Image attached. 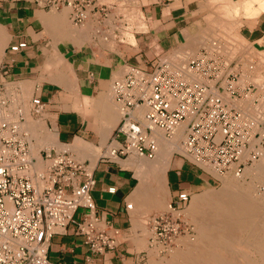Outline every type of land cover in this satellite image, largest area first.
<instances>
[{
	"label": "built area",
	"instance_id": "obj_1",
	"mask_svg": "<svg viewBox=\"0 0 264 264\" xmlns=\"http://www.w3.org/2000/svg\"><path fill=\"white\" fill-rule=\"evenodd\" d=\"M32 2L41 11L66 10L73 26L92 21L96 25L93 43L102 44L111 37L124 43L121 32L132 31L130 14L110 12L112 0ZM25 47L19 42L8 50ZM233 66L234 62L201 49L182 66L157 58L150 69L124 67L121 77L109 85L120 117L99 158L114 163L130 157L150 160L157 151L156 135L170 139L184 123L180 151L173 154L212 178L226 172L240 175L264 150V110L236 104L255 88L233 85L239 76ZM30 105L32 114L42 113L37 97ZM21 121L0 122V264H50L46 257L50 239L67 233L80 238L91 255L118 251L124 237L95 210L90 167L65 145L43 148L32 157L31 140L21 129ZM106 190L113 194L114 187ZM190 196L178 192L166 211L145 219L148 248L159 247L160 252L182 234L191 237L182 214ZM130 207V203L125 205Z\"/></svg>",
	"mask_w": 264,
	"mask_h": 264
},
{
	"label": "crops",
	"instance_id": "obj_2",
	"mask_svg": "<svg viewBox=\"0 0 264 264\" xmlns=\"http://www.w3.org/2000/svg\"><path fill=\"white\" fill-rule=\"evenodd\" d=\"M216 1L113 0L110 12L121 10L137 16L131 19V33L121 32L129 44L115 42V45L112 37L102 44L93 43L96 25L85 21L73 26L64 9L48 12L37 9L32 0H0V122L22 120L23 130L30 133L26 132L30 135L32 157L43 148L65 145L86 163L94 179L91 198L95 210L119 228L124 237L118 251L98 257L87 253L78 237L69 233L53 236L46 253L50 264H124V257L134 252L129 250L137 248L136 241L133 247L129 238L134 232L139 236L140 216L145 215L144 210L148 211L153 200L152 186L159 179L155 176L160 173L139 170L134 157L120 163L99 158L120 117L119 107L108 100L112 99L109 85L112 79L121 77L126 66L150 69L157 58L184 47L188 36L193 37L217 18L227 21L232 9L247 0ZM257 2L253 0L252 6H258ZM226 4L227 8L231 4L234 8L230 6L227 10ZM196 10L207 11L208 15L204 27L193 31L191 17ZM237 19L240 27H245L246 39L264 38V10ZM19 42L26 47L17 52L8 50ZM35 97L43 104L39 116L31 112L30 101ZM108 102L111 107H106ZM165 170L161 174L165 177L160 180L165 186L166 202L181 191L199 193L213 181L178 156L170 158ZM108 187H114L113 194L107 193ZM129 203L131 207L126 209Z\"/></svg>",
	"mask_w": 264,
	"mask_h": 264
},
{
	"label": "bare ground",
	"instance_id": "obj_3",
	"mask_svg": "<svg viewBox=\"0 0 264 264\" xmlns=\"http://www.w3.org/2000/svg\"><path fill=\"white\" fill-rule=\"evenodd\" d=\"M218 1L219 0H217L216 2H218ZM220 3H222V2H220ZM252 5H253V0H247L243 5H241L239 7L235 6V8H234L233 4L229 5V7L233 6L232 8H234V9H232L233 10L232 11L233 16L230 14L232 17L230 16L228 18L227 15H225L226 19L228 18L227 21L225 20V18L223 20H221L222 18L221 19L217 18L215 20V22L213 23V26H211V27H213L215 29L216 27L219 26L218 29H220V30H221L220 27H222L223 32H224V30H226V28H228V27L230 29L228 28L226 31L234 30V27H232L234 24V26L236 25L235 26L236 31H239V28H240L239 24L240 23L235 21V19L237 17H239V16L241 17V15H243V16H255L264 10V0H261L259 2V5L256 6L257 8L253 7ZM227 6H228V4H226V7L224 5L225 8H227ZM221 8L224 9L223 5ZM228 8H227V10H228ZM51 11H54V10H51ZM48 12H50V11H48ZM229 12H231V11H229ZM229 12H226V14L228 13V16H229ZM216 13H219V11ZM222 14H221V16H222ZM223 17H224V15H223ZM237 21H238V19H237ZM233 22H235V23H233ZM209 30L212 31L211 28ZM234 33H235V31H233V33H232L233 36L236 35ZM229 34H230V32H229ZM197 35H198V37H196V39H195V36H193V39H189V36H188V39H189L188 42L189 43L186 42L185 41L186 39H185L184 41L186 43L184 42L185 45L183 44L185 46V48L184 47L183 48L188 50V51L195 49V48H198L203 43L202 40H206L205 37L207 36V33L204 30L201 31L200 34L198 33ZM208 35H209L208 37L212 38V36H210L211 34H208ZM190 37H192V36H190ZM227 38H228V36H227ZM228 39H230V37ZM242 41H243V39H242ZM203 44H205V43H203ZM227 44H228V42L226 41V44L222 45L223 50H225V49H228L229 51L232 50L233 48L232 49L230 48V44L228 45L229 47L227 46ZM222 46L220 48V45L217 42H212L210 45H207L204 47L201 46L202 48H200V50L204 49L208 53H215V54L221 56L224 60H226L228 62V60L224 57L225 54L224 55L222 54ZM263 48H264V46H263ZM178 51H180V50H178ZM178 51L176 53H178ZM181 51H183V49H181ZM199 51L195 55H197L199 53ZM186 52L187 51H183V53H186ZM193 52H195V51H193ZM235 52H236V50H235ZM181 53L182 52H180L178 54L182 55ZM178 54L177 55L175 54V56L172 58V59L175 58L177 63L174 65L170 62L173 66H180V65L182 66L187 61H189L191 57L195 56V55L187 54L186 57H180V55H178ZM249 55H250V53H249ZM172 59H171V61L173 62ZM247 59H248V57H247ZM263 60L264 59H262L260 61V62H262V64L258 65V67L255 68V70H256L255 74L256 75L254 76L255 78H253L254 82H255L254 85L257 84L256 82L259 83V81H258L259 79L261 80V78H259V79L257 78V76L259 77L258 72L261 70H263V71H261V73L264 72ZM230 62H233V61H230ZM244 67H242V68H244ZM258 69H259V71H258ZM233 70L234 71L236 70L235 67H233ZM245 70H246V68H245ZM243 74H241L240 79L238 76L237 81L234 82L233 85H235L236 87L242 88V87L246 86L247 84H249L246 82H248V80H250L249 79V78H251L250 75H245V74L243 75ZM252 81L253 80H250V82H252ZM258 90L259 89L257 87V92H254L253 94L248 93L246 95V97H243V98H240L239 100H237L236 104L241 106V107L248 108V109H254V110H258V111L262 110V109H260V107H264V96ZM109 91H110V87H109ZM260 94L262 95V97L260 96ZM254 99H257L256 100L257 103L255 105L253 104ZM106 107H111V103L108 102L106 104ZM184 126H185L184 123L179 125L175 129V131H174V133L170 139L163 138L161 136V134L156 135L157 151L155 153L154 158L150 159V160H153L157 157L155 160L148 161L149 159H146V158L143 159V158H135L134 157L135 158L134 163L135 162L138 163V165H137L138 167L137 166L136 167L139 170L148 169V170L157 171L160 173V177L158 179V182L155 185V187L153 188L152 195H150V197L155 198V201L159 200L158 198L163 195L162 192H164V191L166 192L165 186L163 187L164 183L162 184V181L164 179L163 177H165V174L162 176H161V174L166 171L165 169L169 165L171 154L175 151H178V152L180 151V141L184 137ZM21 129L23 130L22 126H21ZM23 131H25V130H23ZM25 132L30 134L28 131H25ZM28 138L30 139V135H28ZM163 139H165L164 141H166V140L168 141L169 146H166L165 143L161 142V140H163ZM30 147H31V145H30ZM105 147H106V145L101 150L100 155L104 154ZM70 152L74 155V157L76 159H78V157L72 151H70ZM90 152L91 151H89L88 153H90ZM261 156L264 157V150L261 151L257 160L253 161L249 166H245L242 169L241 174H243V172L247 168L254 166L257 162H259V164H260L259 165L257 163L259 165V168H261L262 171H264V160H260ZM130 158H133V157H130ZM253 171L255 172V170H253ZM228 173L229 172H226V173L219 175L217 177H223L224 175H227ZM248 173H251V172L249 171ZM261 173H263V172H261ZM150 174H151V172H150ZM150 174L148 176H150ZM156 175L157 176L154 175L155 178L158 177L159 174H156ZM240 175H238V176H240ZM233 176H235V175L233 174ZM253 176H255V175H253ZM235 177H237V176H235ZM161 178H163L162 181L160 180ZM233 179H232V182H233ZM257 179L259 180L260 178H257ZM147 182H149V181L147 180ZM232 182H228L221 191L218 190L219 192H217V194L208 192V194L206 193L205 196L204 195L203 196L197 195V196H194L193 198H192V194H191L190 200L188 202V204H189L191 201V206L189 207L191 210V213L193 212L195 215L198 214L200 217L205 218L204 220L202 219L201 228L199 229V232H198L199 236L192 242H183L182 241L184 244V247L180 250L171 251L170 258L164 262H167V264H264V208L262 206H260V204H261L260 201H262V200L260 199V201L257 203L256 200L249 194V192L247 190L250 189L251 187L244 190L243 188L245 186L243 188H240L239 186H237L236 184H233ZM148 185H149V183H148ZM241 185L243 186V184H241ZM249 185H251L252 187L254 186L250 183H249ZM249 185H248V187H249ZM137 188H138V190H140L139 187H137ZM251 190H252V188H251ZM253 190H254V187H253ZM147 191H149V188ZM135 195H137V194H135ZM164 196H167V194ZM138 198H139V196H138ZM261 198H263V197H261ZM257 199H258V197H257ZM167 200H168V198H167ZM160 201H157V202H160ZM263 202H264V198H263ZM135 203H136V201H134V204ZM155 204L156 203H154V205ZM165 204L167 205L168 202ZM188 204L186 205V207L188 206ZM152 205H153V203H152ZM157 206H158V204H157ZM162 206H164V204ZM186 207L184 208V210L186 209ZM166 208H167V206H166ZM190 210H189V212H190ZM145 229H146V231H148L147 228H145ZM239 231L240 232L244 231L243 233H245V232L248 233L249 238L251 237L253 239V241H254V245H252L253 252L252 251L251 252L254 255H252L251 253L246 251V249H248V248H246V246L248 245V242L245 243L246 245L241 244L239 242H235L236 237L233 234H235L236 232H239ZM147 234H148V232H147ZM242 239L243 238H241V241H243ZM246 239H248V238H244V240H246ZM181 240H183V239H181ZM250 254H251V256H253L255 258L251 257Z\"/></svg>",
	"mask_w": 264,
	"mask_h": 264
},
{
	"label": "rangeland",
	"instance_id": "obj_4",
	"mask_svg": "<svg viewBox=\"0 0 264 264\" xmlns=\"http://www.w3.org/2000/svg\"><path fill=\"white\" fill-rule=\"evenodd\" d=\"M113 1V0H112ZM258 2V5H259V2L261 1V0H257ZM201 3V2H200ZM117 5L119 6V3H117ZM199 5V4H198ZM67 12V11H66ZM208 15V12L207 11H198V10H196V11H194L193 13H192V17H191V20L193 21V24L191 25V27L190 28H193L192 30L194 31V30H196L197 29V27H201V28H203L204 27V20H205V17ZM129 16V15H128ZM131 19L132 18H135V19H137V16L135 15V14H131V16H129ZM235 21H237V20H235ZM142 25V24H141ZM136 26V30H140V28L137 26V25H135ZM211 26H213V24L212 25H210V26H208V27H206V28H204L203 30L207 33V36L205 37V39L206 40H202V42L203 43H205V44H201L198 48H195V49H192V50H186V49H184L185 48V46H184V48L182 47L181 49H183V51H187L186 53L187 54H190V55H195L198 51H199V49L200 48H202V47H204V46H207V45H210L212 42H217L219 45H220V48H221V46L223 45V44H226V41L228 42V44H227V46L230 44V48L233 50H228V49H225V50H223V46H222V54L224 55V57L228 60V62H230V61H233L234 62V65L235 66H233V67H235V69L238 71V73H239V79L241 78V74H245V75H250V77L251 78H249L250 80H253L252 82H250V80H248V82H246V83H251L254 87H255V92H257V87H258V91L260 92V93H262L263 94V96H264V72L263 73H261V71H263V70H261V71H259V69H258V75H259V77L257 76V78L259 79V78H261V80L259 79L258 81H259V83L258 82H256L257 84L256 85H254V79L253 78H255L254 76L256 75L255 74V72H256V70H255V68H257L258 67V65H261L262 64V62H260L262 59H264V48H263V46H264V38H258V39H256V40H249V39H246L245 37H244V35H243V29L245 28V27H240L239 28V31H236V29H235V26H234V24H233V26L232 27H234V30H231V31H226L228 28H226V30H224V32H223V29H222V27H220L221 28V30L220 29H218L219 28V26L218 27H216L215 29L213 28V27H211ZM239 26H240V24H239ZM212 29V31H210L209 29L210 28ZM130 28H132V25H130ZM209 28V29H208ZM230 29V28H229ZM189 30V29H188ZM203 30H199L198 31V33L200 34L201 33V31H203ZM219 31V32H218ZM233 31H235V33L234 34H236V35H232V33H233ZM228 32V33H227ZM229 32H230V34H229ZM232 32V33H231ZM238 32V33H237ZM197 33V34H198ZM225 33V34H224ZM194 35L195 36V39H196V37H198V35ZM208 34H211L210 36H212V38L211 37H208L209 35ZM238 34V35H237ZM214 35V36H213ZM224 35V36H223ZM240 35V36H239ZM227 36H228V38L230 37V39H228L227 38ZM239 36V37H238ZM241 37V38H240ZM189 39H193V37L191 38V37H189ZM188 39V40H189ZM239 39V40H238ZM241 39V40H240ZM242 39H243V41H242ZM124 40V39H123ZM234 42H233V41ZM128 41V40H127ZM125 41L124 40V43L125 44H129L128 42H130V41ZM241 41V42H240ZM262 41V42H261ZM222 42V43H221ZM225 42V43H224ZM260 42V43H259ZM115 43V42H114ZM233 43V44H232ZM240 43V44H239ZM115 45H116V43H115ZM232 45V46H231ZM202 46V47H201ZM229 47V46H228ZM115 49L114 50H116V47H114ZM106 49H108V50H110V51H112V49H110V48H108V47H106ZM181 49H179L180 51H178V53H180V52H182L181 54L182 55H180V54H178V53H176L174 50L175 49H173V50H171V51H169L167 54H165V55H163L162 57H161V59H167L169 62H171L172 64H176L177 62H176V59L174 58V59H172L174 56H175V54L177 55H180V57H186V53H183V51H181ZM235 50H236V52H235ZM193 51H195V52H193ZM251 51V52H250ZM227 53V54H226ZM249 53H250V55H249ZM227 55V56H226ZM232 55V56H231ZM171 56V57H170ZM231 57V58H230ZM247 57H248V59H247ZM171 59L173 60V62L171 61ZM251 59V60H250ZM242 60V61H241ZM251 61V62H250ZM263 62H264V60H263ZM251 63V64H250ZM254 67H252V66ZM256 67H255V66ZM264 65V64H263ZM245 66V67H244ZM251 66V67H250ZM237 67V68H236ZM242 67H244V68H242ZM245 68H246V70H245ZM248 68V69H247ZM251 71H250V70ZM241 70V71H240ZM240 71V72H239ZM242 72V73H241ZM253 72V73H252ZM241 73V74H240ZM250 73V74H249ZM243 74V75H244ZM262 77H261V76ZM257 81V80H256ZM260 96L262 97V95L260 94ZM108 100H110L111 101V103L113 104V105H115V106H117V107H119L118 106V104L116 103V102H114L113 101V99H111V98H108ZM255 107V106H254ZM260 109H262V110H264V107H260ZM31 116V115H30ZM32 117V116H31ZM33 120H35V118H33ZM165 139H163V140H161V142L162 143H165L166 144V146H169L168 145V141L166 140V141H164ZM175 152H178V151H175ZM173 155V156H172ZM174 156H177V155H175V154H171V158L172 157H174ZM263 156V155H262ZM261 156V158H260V160H264V157H262ZM157 158V157H156ZM155 158V159H156ZM144 159V158H143ZM155 159H153V160H155ZM146 160V159H145ZM153 160H148V161H153ZM262 162V161H261ZM260 162V163H261ZM256 163V162H255ZM258 164H259V162H257ZM256 163V164H257ZM254 165V166H252V167H250V168H247L244 172L246 173H244L243 172V174H241L240 176H237V177H235V176H233V174L232 173H228L227 175H224L223 177H217V176H214V175H212L213 176V181L211 182V185H207L206 187H205V189L204 190H202L201 192H199V193H196V194H193L192 195V198L194 197V196H197V195H201V196H205L206 195V193L208 194V192L209 193H215V194H217V192H219V191H221L224 187H225V185L228 183V182H232V179H233V184H236L237 186H239L240 188H243L244 186V190H246V189H248V188H252V190H251V188L250 189H248L247 191L249 192V194L256 200V202L258 203L259 201H260V199L262 200V201H260L261 202V204H260V206H262L263 208H264V202H263V198H264V171H262V169L261 168H259V165L257 164V165ZM135 165L137 166L138 165V163H136L135 162ZM138 167V166H137ZM144 170H146V169H144ZM253 170H255V172L253 171ZM247 171V172H246ZM251 172V173H248V172ZM261 172H263V173H261ZM248 173V174H247ZM252 174V175H251ZM263 174V175H262ZM247 175V176H246ZM253 175H255V176H253ZM258 176V177H257ZM260 176V177H259ZM160 176H158V178H159ZM224 178V179H223ZM230 178V179H229ZM257 178H260L259 180L257 179ZM236 179V180H235ZM235 180V181H234ZM258 180V181H257ZM260 181V182H259ZM158 182V181H157ZM152 183H154V182H152ZM224 183V184H223ZM249 183L250 184H252V185H254L253 187H254V190H253V187L251 186V185H249ZM157 184V183H156ZM156 184H154L152 187L154 188L155 187V185ZM241 184H243V186L241 185ZM249 185V187H248V185ZM224 185V186H223ZM247 186V187H246ZM219 190V191H218ZM152 192H153V189L151 190ZM207 191V192H206ZM214 191V192H213ZM253 191V192H252ZM205 192V193H204ZM252 192V193H251ZM163 193V197L161 196V197H159L158 199L159 200H157V201H160V202H157V201H155V198H153V200H151V202H150V205H148V211H145L144 210V213H145V215H143V216H140L141 218H140V224L142 225H140V227H138V234H139V236H136V234H135V232L133 233V235L129 238V242L131 243V245L134 247V245H135V243H136V246H137V248L135 249H131V250H129V251H134L133 252V254H127L125 257H124V261L123 262H126V263H124V264H167V262H164V261H166V260H168L169 258H170V256H171V251H174V250H180V249H182L183 247H184V244H183V242H192V241H194L198 236H199V229L201 228V223H202V219L204 220L205 218H203V217H200L198 214L197 215H195L193 212L191 213V210H190V206H191V201H190V203L188 204V206L186 207V209L185 210H183V212H182V214H183V219H184V221L189 225V227L191 228V233H188V235H191V237L190 236H186L185 234H182L181 236H179L178 237V239L175 241V242H173V243H171L170 245H169V247H168V249L167 248H164V249H162V251L160 250V252H158L159 251V247H155L154 248V246L153 247H151V248H148L147 247V240H148V237H149V230L148 231H146V229L145 228H147L148 229V226L147 225H145V219L147 218V217H153V216H156V215H159L160 213H162V212H164V211H166V206L168 205H166L165 203H167L166 202V196H164V195H166V192L164 191V192H162ZM256 195V196H255ZM263 195V196H262ZM255 196V197H254ZM257 197H258V199H257ZM261 197H263V198H261ZM192 200V199H191ZM154 201V202H153ZM162 202V203H161ZM169 202V201H168ZM152 203H153V205H152ZM154 203H156L155 205H154ZM157 204H158V206H157ZM164 204V206H162ZM150 208V209H149ZM190 210V212H189V210ZM143 217V218H142ZM145 217V218H144ZM197 217V218H196ZM201 220H200V219ZM143 221H144V223H143ZM146 226V227H145ZM147 232H148V234H147ZM244 232V231H243ZM243 232H236L235 234H233L235 237H236V240H235V242H239V243H241V244H244V245H246L245 243H247L248 242V245L246 246V248H248V249H246V251L247 252H249V253H251L252 255H254L252 252H253V249H252V245H254V241H253V239L250 237L249 238V235H248V233H243ZM240 236V237H239ZM246 236V237H245ZM240 239H239V238ZM241 238H243L242 240L243 241H241ZM244 238H248V239H246V240H244ZM181 239H183V240H181ZM134 241H136L135 243H134ZM183 241V242H182ZM251 241V242H250ZM250 245V246H249ZM135 246V247H136ZM167 249V250H166ZM252 251V252H251ZM135 253V254H134ZM251 254H250V256H251ZM251 257H253V256H251ZM253 258H255V257H253Z\"/></svg>",
	"mask_w": 264,
	"mask_h": 264
}]
</instances>
